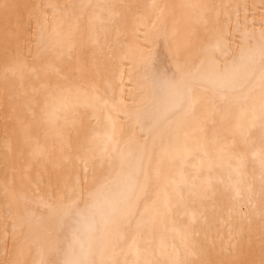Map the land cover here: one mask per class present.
Instances as JSON below:
<instances>
[{
	"label": "bare ground",
	"instance_id": "obj_1",
	"mask_svg": "<svg viewBox=\"0 0 264 264\" xmlns=\"http://www.w3.org/2000/svg\"><path fill=\"white\" fill-rule=\"evenodd\" d=\"M2 2L8 7H0V264H41V261L61 264L68 245L73 243L69 222L60 226L38 204L25 202L24 196L35 198L38 172L40 195L47 197L51 191L45 187L47 178L43 169L36 165L31 149L23 143L24 133L17 121V117H22L25 123L30 121L26 106L35 95L33 89L47 82V78L54 80L55 74L41 72L37 81L29 71H10L5 75L6 65L16 58L40 70L41 61H45L70 78L95 82L107 106L101 105L95 111L80 110L83 132L89 136L98 134L96 145L101 151L107 147L111 160L97 161L95 172L88 173V182L83 183L85 191L79 196L81 200L87 197L93 177L97 185L105 179L112 181L110 190L115 193L127 172V167L123 170L120 167L121 153L139 154L137 142L143 144L147 135V129L141 132L134 117L128 115L137 107L134 101L140 99L141 50L137 46L145 43L141 37L151 36L155 40L153 54L162 60L166 58L173 69L177 59L181 64L195 61L204 69L208 64L201 38L209 29L228 34L234 41L231 53L217 52L215 57L221 62L229 61L239 51L236 46L239 34L250 33L259 40L264 33V0ZM80 5L91 7L81 9ZM97 5H116L114 11L118 15H111L106 8L100 10ZM165 34L167 44L163 38L156 39ZM129 63L134 67H128ZM120 72L124 73L122 82ZM197 95L198 103L193 111L175 118L170 127L162 129L163 138L156 139L155 147L148 140L151 159L144 158L138 175L139 187L131 193L135 215L124 222L119 246L113 242L111 232L93 236L92 258L97 262L212 264L231 259L218 247L208 248L204 256L191 254L197 246H203L207 226L201 214L208 217L209 224L212 222L211 215L204 211L208 201L202 199L211 187L217 193V201L225 205L234 202L236 188L242 197H252L255 212L242 201L245 203L242 215L251 224L244 220L237 255L245 264H259L261 236H264V221L260 216L264 111L259 84L238 94L247 96L242 104L232 97L221 99L210 89L198 90ZM50 103L55 106L57 101ZM43 132L50 151L53 142L57 145L51 157L56 160L59 157L56 133L51 128ZM26 166H30L27 175L32 179L31 184L23 178ZM46 167L49 173L53 172L51 163H46ZM77 172L83 182V171L78 168ZM65 195L73 194L62 189L57 199ZM141 214L145 215L142 221ZM81 239L87 241V236ZM224 247H228L227 241Z\"/></svg>",
	"mask_w": 264,
	"mask_h": 264
},
{
	"label": "snow or ice",
	"instance_id": "obj_2",
	"mask_svg": "<svg viewBox=\"0 0 264 264\" xmlns=\"http://www.w3.org/2000/svg\"><path fill=\"white\" fill-rule=\"evenodd\" d=\"M0 7L6 9L8 5L0 0ZM79 7L83 9L91 6L80 5ZM95 7L100 10L106 8L111 15H118L114 11L116 5ZM160 38H163L167 44L166 34L164 37H156V39ZM141 39L145 43L137 46L141 50L142 71L138 73V83L141 85L140 99L134 101L137 107L128 115L130 118L134 117L135 122L140 125L141 132L147 129V135L143 137V144L137 142L139 154L133 151H129L126 155L121 153L120 167L121 170L127 167V172L117 185L116 192L113 193L110 190L112 181L105 179L97 185L96 178L93 177V187L88 190L87 197L83 200L80 199L79 194L85 191L83 183L88 182V173L95 172L97 161H102L104 158L111 160V157L108 156L107 147L101 151L96 145L99 140L98 134L89 136L83 132L84 122L80 110L95 111L101 105L106 107L107 101L99 94L94 81L70 78L55 65L45 61H41L40 70L16 58H13L5 67V75L10 71L13 73L29 71L37 81L41 78V72L55 74L54 80L47 78V82L41 83L38 89H33L35 95L26 106L30 121L25 123L22 117H17V121L24 133L23 143L31 149L30 155L36 165L43 169V174L47 178L45 187L51 191V195L47 197L40 195V173L38 172L37 184L34 185L33 193L35 198L29 199L24 196L25 202L38 204L46 210L48 218L60 226L69 222L68 227L73 243L68 245L61 264H116L115 261L97 262L92 258L94 256L93 236L107 235L111 232L113 242L119 246L124 222L135 215L130 202L131 193L139 187L138 175L143 160L145 157L151 159L148 140H152L153 147H155L156 139L163 138L162 129L166 126L170 127L175 118L190 114L198 103V90L210 89L221 99L227 100L232 97L237 103L242 104L247 100V96L238 94L245 93L258 83L261 91V110L264 111V33L261 34L259 40L250 33L239 34V42L236 44L239 49L238 53L233 55L229 61L221 62L216 59L215 53H231L234 41L222 30L209 29L208 34L201 38L202 51L207 54L208 64V67L204 69H201L195 61L186 60L181 64L179 59L176 60V67L173 69L166 63V58L162 60L153 54L152 44L155 40L151 36L145 35ZM203 63L202 60L201 64ZM128 67H134V65L129 63ZM123 75L124 73L120 72L121 82ZM108 87H111V84H108ZM53 100L57 101L55 106L50 103ZM47 128L54 130L59 140V157L56 160L51 159L55 155L56 143L53 142L51 151L46 146L48 139L43 130ZM261 129L264 130V123L261 124ZM82 135L83 139H81ZM107 138L109 141L112 140L111 135ZM46 163L52 164V173L47 171ZM261 164L264 167V158ZM29 167H25L23 178L31 184L32 179L27 175ZM78 168L84 173L83 182L77 172ZM62 189L65 193L70 190L73 195L71 197L65 195L57 199ZM4 193L8 194L6 186ZM216 196L217 193L211 187L203 193L202 199L208 201L204 205V211L211 215L212 222L209 224L208 217L201 214L207 226L203 246H197L196 251L191 254L204 256L208 248L218 247L232 258L217 260L212 264H245L237 255L243 233V223L245 219H248L242 215L245 207L242 201H246L253 212L256 210V204L251 196L242 197L239 188L235 189L234 202H229L227 205L223 201H217ZM31 215L35 218V213ZM260 216L264 221V176L261 177ZM144 219L145 215L141 214L140 220ZM195 219L196 217L193 216L194 221ZM248 223L251 224L250 219ZM73 224L79 227H72ZM137 227H141L140 221H137ZM81 228L84 229L83 232ZM82 236H87V241L82 240ZM225 241L228 242L227 248L224 247ZM261 241L259 264H264V236H261ZM201 264H207V262L201 261Z\"/></svg>",
	"mask_w": 264,
	"mask_h": 264
}]
</instances>
